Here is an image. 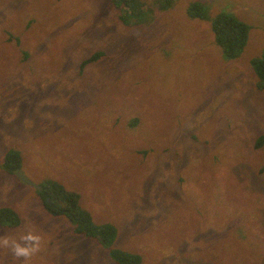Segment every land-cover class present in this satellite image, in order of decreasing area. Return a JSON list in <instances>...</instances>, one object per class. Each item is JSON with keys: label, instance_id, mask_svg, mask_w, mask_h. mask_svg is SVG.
Instances as JSON below:
<instances>
[{"label": "rangeland", "instance_id": "rangeland-1", "mask_svg": "<svg viewBox=\"0 0 264 264\" xmlns=\"http://www.w3.org/2000/svg\"><path fill=\"white\" fill-rule=\"evenodd\" d=\"M111 1L0 0V208L21 219L0 235L33 229L44 238L29 261L0 250V264H115L4 171L9 149L35 183L51 178L79 192L97 223L119 227L115 246L143 264H189L196 246L222 248L218 234L238 236V221L249 249L216 264H264V147H255L264 89L252 64L264 53V0L166 8L147 0L132 25ZM195 1L209 6V19L188 16ZM221 11L250 26L237 58L215 42ZM97 52L105 55L82 68Z\"/></svg>", "mask_w": 264, "mask_h": 264}, {"label": "trees", "instance_id": "trees-1", "mask_svg": "<svg viewBox=\"0 0 264 264\" xmlns=\"http://www.w3.org/2000/svg\"><path fill=\"white\" fill-rule=\"evenodd\" d=\"M147 0H112L111 3L115 9L119 11L121 21L127 25L140 23L141 20H135L134 16L148 12ZM169 0H159L161 8L169 6ZM209 6L204 2L195 1L189 5L188 16L192 18L209 19ZM212 31L215 37V42L222 48L228 58H237L244 50L250 33V26L241 21L238 16L226 11L219 12L212 21ZM17 42L20 38L16 37ZM105 55L103 52H97L88 60H85L81 67L91 62H96L100 57ZM252 64L255 72L259 78L258 88L264 89V53L261 57L252 59ZM132 125H137L138 119L132 120ZM255 147H264V133L259 135L255 140ZM23 158L19 150L9 149L4 155L3 169L8 174H16L17 171L23 168ZM43 190L37 192L41 195L42 203L49 214L54 216L65 217L72 225L75 233L83 235L87 238L98 240L107 250L108 255L115 264H143L144 256L140 253L122 250L115 246V241L118 236V229L114 223L105 222L97 223L91 212L85 209L81 203V194L75 190L67 189L59 181L51 178H45L43 183ZM21 219L19 214L11 207L3 206L0 208V228L14 229L20 225ZM236 224L234 237H228L226 234L217 235L224 239L222 248L214 247L210 244L207 248L200 250L196 246L194 255L188 254L186 261L189 264H216V257L219 255H226V252L231 251L232 256L237 250V254H244L241 249L247 251L250 247L249 242L241 241L245 239L246 230L239 227L242 223ZM235 228V226H234ZM201 230H197V234L201 237ZM206 233V232H204ZM227 250V251H226ZM222 251V252H221ZM260 253L259 249H255ZM262 253V252H261ZM259 254L262 256V254ZM203 254V258L201 255ZM263 257V256H262ZM238 258V257H235ZM243 264H262L261 261L255 257V261L250 263L249 259H238Z\"/></svg>", "mask_w": 264, "mask_h": 264}, {"label": "clouds", "instance_id": "clouds-1", "mask_svg": "<svg viewBox=\"0 0 264 264\" xmlns=\"http://www.w3.org/2000/svg\"><path fill=\"white\" fill-rule=\"evenodd\" d=\"M43 236L33 229L21 232L19 237L0 235V250H5L22 262L37 256L43 248Z\"/></svg>", "mask_w": 264, "mask_h": 264}, {"label": "water", "instance_id": "water-1", "mask_svg": "<svg viewBox=\"0 0 264 264\" xmlns=\"http://www.w3.org/2000/svg\"><path fill=\"white\" fill-rule=\"evenodd\" d=\"M17 174L19 176V178L26 184L31 185L33 187H35L38 190H43V186L35 183L34 181H32L30 178H28L25 173L22 170L17 171Z\"/></svg>", "mask_w": 264, "mask_h": 264}]
</instances>
